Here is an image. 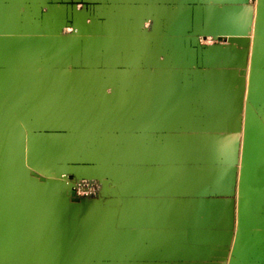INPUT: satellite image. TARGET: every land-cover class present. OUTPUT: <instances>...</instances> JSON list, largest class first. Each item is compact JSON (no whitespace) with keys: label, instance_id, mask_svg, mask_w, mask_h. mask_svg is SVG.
Masks as SVG:
<instances>
[{"label":"crops","instance_id":"crops-1","mask_svg":"<svg viewBox=\"0 0 264 264\" xmlns=\"http://www.w3.org/2000/svg\"><path fill=\"white\" fill-rule=\"evenodd\" d=\"M260 5L0 0V140L30 130L43 174L115 183L85 264H264Z\"/></svg>","mask_w":264,"mask_h":264},{"label":"rangeland","instance_id":"rangeland-1","mask_svg":"<svg viewBox=\"0 0 264 264\" xmlns=\"http://www.w3.org/2000/svg\"><path fill=\"white\" fill-rule=\"evenodd\" d=\"M263 7L262 5L260 8L261 13ZM261 13L258 15L259 22L262 19L260 18ZM66 32L63 35L73 34V31L69 33L66 30ZM55 37L59 36L55 35ZM31 134L30 130L24 129L19 136L25 140H11V134H9V140H0V218H4L0 219L2 228L0 229L2 230L0 231V244L5 238L13 240L12 233L13 235L19 234L16 236L17 241L20 238L17 242V244L20 242V245H10L5 249L0 247V264H85V257L82 256L81 250L84 249L86 242L95 243L96 241V208L97 206L102 207L105 202H111L113 197L103 195L101 185L97 182L65 178L67 186L70 185L69 181L86 183V186H83L88 189L86 194L78 195L75 187L72 186L75 193L74 198L78 200L75 202L66 196L65 186L61 180L48 177L41 181L39 175L46 173L44 168L46 167L45 146L47 144L44 140H29ZM250 139L253 140L252 135ZM63 141L57 140L59 142L57 149L60 150L61 156L65 147L68 148L67 151H70L71 142V148L79 149L80 140H67L66 146ZM107 216L111 221L112 214L109 213ZM17 218L18 221H16ZM33 221L36 222L33 224L31 223ZM11 222H14L13 226ZM22 224L28 227L22 228ZM38 224L42 225L38 226ZM104 225L100 224L98 228L105 229ZM32 227L35 228L31 229ZM23 229L31 232V236L29 233L27 236V232L25 235ZM26 240L27 242L24 243Z\"/></svg>","mask_w":264,"mask_h":264},{"label":"water","instance_id":"water-1","mask_svg":"<svg viewBox=\"0 0 264 264\" xmlns=\"http://www.w3.org/2000/svg\"><path fill=\"white\" fill-rule=\"evenodd\" d=\"M75 35H77V33L75 31H73V34L71 36H68V37H72ZM252 35H253V38H252V45H251V51H250V61H249V80H248L249 81V88H248L249 92H250L252 76H253V72H254V68H255L256 57H257V54L259 53V48H258L259 16H258V14L256 15V17L254 19ZM39 176H40L41 181H44L45 178H48V177L51 179L61 180L65 186L66 196L69 198H72L73 201L78 202V200L74 198L75 193L72 190V185L70 184L69 186H67L65 184V178H66L65 174H58V173L54 172V173H48V174H43L42 176L41 175H39ZM67 180H69V179H67ZM98 184L101 185V191L102 192H106L109 190L110 187L115 186V183L113 181L106 180V179H99Z\"/></svg>","mask_w":264,"mask_h":264},{"label":"bare ground","instance_id":"bare-ground-1","mask_svg":"<svg viewBox=\"0 0 264 264\" xmlns=\"http://www.w3.org/2000/svg\"><path fill=\"white\" fill-rule=\"evenodd\" d=\"M44 200H45V199H44ZM33 206H34V205H33ZM29 207H30V206H29ZM3 210H4V209H3ZM29 210H30V209H29ZM16 211H17V210H16ZM18 213H20V212H18ZM23 214H24V212H23ZM10 215H12V214H10ZM16 216H17V215H16ZM20 216H21V215H20ZM22 216H23V215H22ZM22 216H21V217H22ZM18 217H19V214H18ZM28 217H29V216H28ZM30 217H31V216H30ZM1 218H2V217H1ZM1 218H0V219H1ZM23 218H24V217H23ZM23 218H22V221H23ZM25 218H26V217H25ZM140 218H141V217H140ZM2 219H4V218H2ZM9 219H10V217H9ZM9 219L5 218V220H9ZM15 219H16V217H15ZM20 219H21V218H20ZM32 219H33V218H32ZM35 219H36V218H35ZM12 220H14V218H13ZM27 220H29V219H27ZM27 220H26V221H27ZM30 220H31V219H30ZM36 220H37V219H36ZM16 221H18V218H17ZM20 221H21V220H20ZM8 222H9V221H8ZM14 222H15V221H14ZM14 222H11V223H12V224H11L12 226H13V223H14ZM34 222H36V221H33V222H31V223L34 224ZM1 223H2V222H1ZM15 223H16V222H15ZM19 223H21V222H19ZM19 223H18V224H19ZM27 223H28V222H27ZM7 224H8V223H7ZM28 224H30V223H28ZM124 224H125V222H124ZM4 225H5V224H3V226H4ZM9 225H10V224H9ZM9 225H8V227H9ZM22 225H23V224H22ZM22 225H21V226H22ZM39 225H40V224H38V226H39ZM41 225H42V224H41ZM41 225H40V226H41ZM1 226H2V224H1ZM14 226H15V225H14ZM18 226H19V225H18ZM21 226H20V227H21ZM24 226H25V225H23L22 228H23ZM31 226H32V225H31ZM34 226H36V225H34ZM16 227H17V226H16ZM27 227H28V226H25V228H27ZM9 228H10V227H9ZM17 228H18V227H17ZM22 228H21V229H22ZM33 228H35V227H32L31 229H33ZM0 229H2V228L0 227ZM21 229H20V230H21ZM28 229H29V228H28ZM4 230H6V229H4ZM14 230H15V228H14ZM23 230H25V229H23ZM0 231L2 232V230H0ZM16 231H17V230H16ZM27 231H28V230L26 229L23 233H25V232H27ZM4 232H5V231H4ZM4 232H3V233H4ZM6 232L8 233V231H6ZM6 232H5V233H6ZM28 233H29V232H27V236H28ZM30 233H31V232H30ZM30 233H29V234H30ZM14 234H15V233H14ZM16 234L19 235L18 233H16ZM20 234H21V232H20ZM5 235H6V234H5ZM17 235H13V233H12V236H11V237L14 236V237L12 238L13 240H8L7 238H5V239L2 241V243L0 244L1 249H5V248H7V247L10 246V245H13V246L20 245V242L17 244V242L20 241V240H19L20 238H18V241L16 240V238H17L16 236H17ZM22 235H23V234H22ZM25 235H26V233H25ZM3 236H4V234H3ZM30 236H31V234H30ZM32 236H34L33 233H32ZM5 237H6V236H5ZM25 237H26V236H25ZM9 239H10V238H9ZM15 240H16V241H15ZM22 240H23V239H22ZM24 240H25V238H24ZM34 240H35V239H34ZM25 242H27V240L24 241V243H25ZM29 243H30V242H29ZM21 244H22V243H21ZM29 245H30V244H29ZM28 248H29V246H28ZM31 248H32V247H31ZM1 249H0V250H1ZM20 252H21V251H20ZM23 254H24V253H23ZM25 254H26V253H25Z\"/></svg>","mask_w":264,"mask_h":264},{"label":"built area","instance_id":"built-area-1","mask_svg":"<svg viewBox=\"0 0 264 264\" xmlns=\"http://www.w3.org/2000/svg\"><path fill=\"white\" fill-rule=\"evenodd\" d=\"M69 183L75 187V190H76V193L78 195L80 194H86L87 190L88 189H85L84 187L86 186L85 182H83V184L81 182H72V181H69ZM84 186V187H83Z\"/></svg>","mask_w":264,"mask_h":264}]
</instances>
